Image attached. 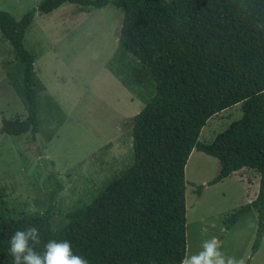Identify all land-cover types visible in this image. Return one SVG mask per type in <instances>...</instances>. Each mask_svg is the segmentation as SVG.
<instances>
[{
  "label": "trees",
  "instance_id": "1",
  "mask_svg": "<svg viewBox=\"0 0 264 264\" xmlns=\"http://www.w3.org/2000/svg\"><path fill=\"white\" fill-rule=\"evenodd\" d=\"M64 3L82 11L111 5L122 11L118 47L149 74L154 92L132 118V163L87 206L65 215L53 230L44 213L14 218L0 197V264H14L10 239L37 226L45 251L49 240H67L90 264H181L186 255L185 167L193 150L218 160L216 184L240 170L259 176L254 200L223 221L229 231L254 210L256 252L264 237V0H42L19 20L0 10V32L20 65L27 116L3 119L0 134L20 136L40 130V116L63 120L42 85L34 56L23 46L36 14ZM236 104L242 115L211 142L198 141L212 116ZM195 190L200 195L202 188Z\"/></svg>",
  "mask_w": 264,
  "mask_h": 264
},
{
  "label": "rangeland",
  "instance_id": "2",
  "mask_svg": "<svg viewBox=\"0 0 264 264\" xmlns=\"http://www.w3.org/2000/svg\"><path fill=\"white\" fill-rule=\"evenodd\" d=\"M42 0H0V10L16 20ZM121 10L107 5L82 11L64 3L36 14L27 28L24 48L34 56V72L42 85L39 98L50 97L63 120L43 110L40 130L32 136L0 134V197L14 218L44 213L49 206L53 230L65 215L87 206L132 163V118L154 92L141 64L118 47ZM20 65L0 32V127L3 119L26 118ZM241 104L209 118L198 141L211 142L240 119ZM218 160L193 150L185 167L186 255L217 238L222 250L243 264H264V237L256 252L254 210L230 231L224 219L255 199L259 176L240 170L207 185L219 172ZM202 188L198 196L195 190Z\"/></svg>",
  "mask_w": 264,
  "mask_h": 264
},
{
  "label": "clouds",
  "instance_id": "3",
  "mask_svg": "<svg viewBox=\"0 0 264 264\" xmlns=\"http://www.w3.org/2000/svg\"><path fill=\"white\" fill-rule=\"evenodd\" d=\"M40 242L41 233L37 226L17 230L9 242L14 264H90L88 259L73 253L67 240H49L42 254L35 250ZM181 264H243V260L227 255L222 250V243L213 237L202 242L199 252L185 255Z\"/></svg>",
  "mask_w": 264,
  "mask_h": 264
},
{
  "label": "crops",
  "instance_id": "4",
  "mask_svg": "<svg viewBox=\"0 0 264 264\" xmlns=\"http://www.w3.org/2000/svg\"><path fill=\"white\" fill-rule=\"evenodd\" d=\"M201 192H202V191H201ZM200 194H201V193H200ZM198 196H199V195H198ZM246 214H247V213H246ZM244 215H245V214H244ZM244 215H243V216H244ZM240 218H241V217H240ZM232 228H233V227H232ZM232 228H231V229H232ZM231 229H230V230H231ZM230 230H229V231H230ZM261 243H262V242H261Z\"/></svg>",
  "mask_w": 264,
  "mask_h": 264
}]
</instances>
